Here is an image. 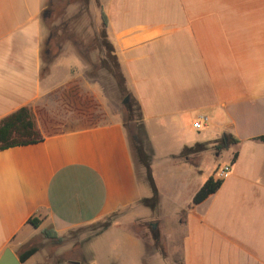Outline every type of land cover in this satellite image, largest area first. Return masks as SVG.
<instances>
[{
	"label": "crops",
	"instance_id": "obj_1",
	"mask_svg": "<svg viewBox=\"0 0 264 264\" xmlns=\"http://www.w3.org/2000/svg\"><path fill=\"white\" fill-rule=\"evenodd\" d=\"M98 1L126 89L141 108L158 216L178 226L181 264H264V0ZM41 12L42 0H0V121L23 107L52 113L51 93L72 81L104 104V115L87 126L69 114L63 133L0 151V256L9 248L17 257L46 227L62 237L146 194L120 111L99 83L85 79L81 58L62 53L41 76ZM199 117L207 118L206 133L194 139L188 134ZM225 134L239 141L221 151L231 172L193 204L212 176L198 171L209 150L195 166L179 155ZM163 184L171 189L167 201ZM30 218L40 220L38 228ZM145 253L128 225L113 222L86 243L82 262L50 264H143ZM33 262L43 264L39 251L19 264Z\"/></svg>",
	"mask_w": 264,
	"mask_h": 264
},
{
	"label": "rangeland",
	"instance_id": "obj_2",
	"mask_svg": "<svg viewBox=\"0 0 264 264\" xmlns=\"http://www.w3.org/2000/svg\"><path fill=\"white\" fill-rule=\"evenodd\" d=\"M99 11L98 0H42V12L40 16L41 57L44 58V54L46 53L47 56H45V61H42L41 58V76L45 77L48 75L51 63L55 57L65 52H75L84 63L83 76L85 79L101 85L107 97V103L113 109H119L122 118L123 93L119 83L112 77V73L104 68V64H102L103 57L98 50L101 40ZM47 42L50 52L42 49H46L44 43ZM71 83L78 86L80 97L87 95L96 103L97 107L91 116L93 122H100L102 115H104L102 111L105 106L102 102L96 101L89 93H82L76 81L69 82L64 87L56 89L51 93L50 101L53 100L57 106L52 113H49L42 107L35 106L60 122L62 131L66 128V122L69 120L66 116L69 114L71 117L80 119L86 125L83 119L73 114V112L63 110L60 107L59 94ZM38 129L41 132L39 123ZM191 129L193 130L188 134L191 138L203 139L206 129L196 130L193 128V124H191ZM215 153L212 149L202 155L198 171L201 172L200 176L203 179L207 177L208 173L216 178L218 170L225 162V152L221 153L220 151V155H217V157L214 155ZM197 157V155L190 157L189 163H196ZM136 176L142 190L146 193L143 198H149L151 196L150 188L142 167L136 168ZM160 191L163 200L167 201L171 193L170 187L163 184ZM159 213V209L153 212L149 207L138 202L134 207L114 214L112 223L121 222L125 226L128 225L129 230L144 241L146 253L143 260L145 263L143 264H149L153 261L157 264H181L178 226L172 220V216H158ZM166 213L168 214V208L166 209ZM93 229L94 226L91 224L70 230L62 236L63 243L59 245L43 241V245L39 249V253L43 256V264L61 261L82 262L83 248L94 236L95 231ZM91 261H93L91 262L93 264L94 259Z\"/></svg>",
	"mask_w": 264,
	"mask_h": 264
},
{
	"label": "trees",
	"instance_id": "obj_3",
	"mask_svg": "<svg viewBox=\"0 0 264 264\" xmlns=\"http://www.w3.org/2000/svg\"><path fill=\"white\" fill-rule=\"evenodd\" d=\"M99 18L101 23V40L98 50L103 57L102 64H104V68L109 70V72L112 73V77L119 83L124 99L127 98V101L122 104L121 123L126 132L135 173L136 168L142 167L150 188L151 196L149 198H141L139 203L149 207L151 211L155 212L158 210L159 206V193L151 172V161L154 153L153 147L145 129L140 105L127 91L125 79L114 55L113 48L106 38L107 19L102 10L99 11ZM47 46H49L48 42L44 43L46 49L42 48L46 52L50 50ZM45 56H47V53L44 54V58L41 57L42 61L46 60ZM79 91L76 84H69L66 89L59 94L58 99L60 107L63 110L73 112V114L83 119L87 126H94L97 122H93L91 116L97 105L93 99L87 95L80 97ZM38 123L41 132L38 129ZM60 126V122L50 117L45 111L39 108H20L0 121V151L12 147L27 146L42 142L46 137L63 133ZM259 139L264 141V136H261ZM238 143V140L225 134L214 141L195 143L191 147H185L181 151L179 157L189 161L190 157L200 155L205 151L213 149L215 152H220L227 149L230 145H237ZM235 158L236 154L233 155L232 161H234ZM190 164L194 165L193 163ZM221 182L222 181L218 179L215 180L212 176L209 177L194 195L192 203L198 204L215 193L221 186ZM114 214L116 213H111L92 224L94 226L93 230L95 231L94 235L102 233L112 224V217ZM28 223L34 228H38L40 220L37 218H30ZM43 241L59 245L63 243V238L58 236L51 226L40 230V232L18 253L17 258L19 262H25L30 256L39 251L40 247L43 245Z\"/></svg>",
	"mask_w": 264,
	"mask_h": 264
},
{
	"label": "built area",
	"instance_id": "obj_4",
	"mask_svg": "<svg viewBox=\"0 0 264 264\" xmlns=\"http://www.w3.org/2000/svg\"><path fill=\"white\" fill-rule=\"evenodd\" d=\"M207 121L206 117H199L198 120L193 124V128L198 130L201 129L203 126V123ZM231 172V163H227L225 165H222V167L217 172V179L222 181L226 179Z\"/></svg>",
	"mask_w": 264,
	"mask_h": 264
},
{
	"label": "water",
	"instance_id": "obj_5",
	"mask_svg": "<svg viewBox=\"0 0 264 264\" xmlns=\"http://www.w3.org/2000/svg\"><path fill=\"white\" fill-rule=\"evenodd\" d=\"M127 98L123 102H126ZM154 226V225H153ZM18 258L7 248L0 256V264H19Z\"/></svg>",
	"mask_w": 264,
	"mask_h": 264
}]
</instances>
